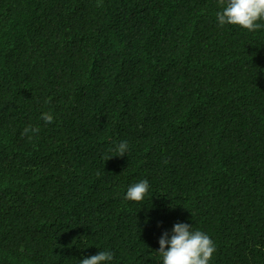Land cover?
I'll list each match as a JSON object with an SVG mask.
<instances>
[{"label":"trees","instance_id":"16d2710c","mask_svg":"<svg viewBox=\"0 0 264 264\" xmlns=\"http://www.w3.org/2000/svg\"><path fill=\"white\" fill-rule=\"evenodd\" d=\"M219 11L0 0V264H163L176 223L213 240L209 264H264V21Z\"/></svg>","mask_w":264,"mask_h":264},{"label":"clouds","instance_id":"9594fccd","mask_svg":"<svg viewBox=\"0 0 264 264\" xmlns=\"http://www.w3.org/2000/svg\"><path fill=\"white\" fill-rule=\"evenodd\" d=\"M218 5L221 11L217 12L216 19L220 26L233 25L252 32L261 27L258 21H264V0H218ZM41 120L51 123L53 116L43 113ZM30 132L36 134L39 128L26 127L22 135L28 136ZM127 149L128 143L120 142L116 148L117 156H124ZM148 190V181L142 180L128 188L125 199L139 203ZM215 251L213 240L199 230L192 231L187 223H176L170 239L167 233L159 239L158 253L163 264H209ZM112 259V253L99 251L96 255L82 259L80 264H106Z\"/></svg>","mask_w":264,"mask_h":264}]
</instances>
